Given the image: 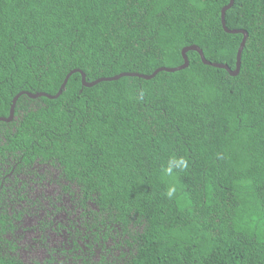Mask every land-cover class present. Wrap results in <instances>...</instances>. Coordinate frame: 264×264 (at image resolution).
<instances>
[{
  "label": "trees",
  "instance_id": "trees-1",
  "mask_svg": "<svg viewBox=\"0 0 264 264\" xmlns=\"http://www.w3.org/2000/svg\"><path fill=\"white\" fill-rule=\"evenodd\" d=\"M228 2L0 0V118L17 94L53 96L74 70L88 83L150 75L180 66L192 45L234 70L242 35L221 26ZM225 24L247 33L236 76L188 51L185 69L149 80L85 87L74 72L55 99H17L0 121V264H25L7 239L3 184L42 181L36 167L78 194L82 227L70 228L66 260L85 251L92 264H264V0H234ZM173 156L189 166L169 177ZM118 237L127 247L112 256Z\"/></svg>",
  "mask_w": 264,
  "mask_h": 264
},
{
  "label": "rangeland",
  "instance_id": "rangeland-1",
  "mask_svg": "<svg viewBox=\"0 0 264 264\" xmlns=\"http://www.w3.org/2000/svg\"><path fill=\"white\" fill-rule=\"evenodd\" d=\"M36 168V173L44 177L42 181H38L34 176L23 175L17 182L3 184V201L6 202L4 205L14 224L13 233L9 234L7 239L15 242L19 258L26 264L95 263L96 258L85 251L76 252L78 256L74 260L65 259L61 248L64 247L66 251L72 249L71 242L67 243L74 233L70 228L82 227L81 208L77 205L78 194L74 190L73 196L63 195L60 190L61 180L60 184L49 183L48 175L56 176L58 171ZM18 214L19 220L12 217ZM85 223H88V220L85 222L83 218V225ZM114 244L117 247L112 246ZM126 247L123 237H118L108 244L107 250L114 256ZM98 252L96 246V256ZM103 252L105 253V250ZM89 257V262L81 261V258ZM112 260L113 258H108V263Z\"/></svg>",
  "mask_w": 264,
  "mask_h": 264
},
{
  "label": "water",
  "instance_id": "water-1",
  "mask_svg": "<svg viewBox=\"0 0 264 264\" xmlns=\"http://www.w3.org/2000/svg\"><path fill=\"white\" fill-rule=\"evenodd\" d=\"M233 2H234V0H229L228 4L221 9L220 20H221V26H222L223 30L226 33H228V34H241L242 35V40L240 42V45H239V48H238V51H237L236 63H235V69L234 70H230V68L227 65H225V64L210 62V61L206 60L204 55H203V52L201 51V49L199 47L195 46V45H192V46H189V47H184L181 50V56H182V59H183V63L180 66L173 67V68L161 67V68L156 69L150 75H141V74H137V73H121V74H118L116 76H112V77H108V78H99V79H97V80H95L93 82L88 83L85 80V75L81 71L74 70V71H72L71 73H69L65 77V79H64V81H63V83H62V85H61V87L59 89V91L57 92V94H55L53 96L45 94V93L30 94V93H26V92H21V93L17 94L12 100L8 118H0V121L10 122L13 119L15 103H16L17 99L21 95H26L30 99H37V98H40V97H46L48 99L57 98L61 94V92H62V90H63V88H64V86H65V84H66V82L68 80V78L74 72H79L80 73V75H81V83L85 87H92V86H94V85H96L98 83L106 82V81H116V80H118V79H120L122 77H138V78H141V79L149 80V79L153 78L158 72H161V71L175 72V71H179V70L185 69L188 66V64H189L186 53L188 51H195L199 55L200 60H201V62L204 65L215 67V68L224 69L231 76H236L238 74V72H239V69H240L241 52H242V49L244 47L245 40L247 38V33L244 30H241V29L230 30V29H228L226 27V24H225V12L232 7Z\"/></svg>",
  "mask_w": 264,
  "mask_h": 264
},
{
  "label": "clouds",
  "instance_id": "clouds-1",
  "mask_svg": "<svg viewBox=\"0 0 264 264\" xmlns=\"http://www.w3.org/2000/svg\"><path fill=\"white\" fill-rule=\"evenodd\" d=\"M189 162L184 157L176 158L173 156L169 161L168 166L164 169V172L167 176L171 177L173 175V168H179L181 170L188 168ZM177 192L176 183H170L166 189V196L169 199H172Z\"/></svg>",
  "mask_w": 264,
  "mask_h": 264
},
{
  "label": "flooded vegetation",
  "instance_id": "flooded-vegetation-1",
  "mask_svg": "<svg viewBox=\"0 0 264 264\" xmlns=\"http://www.w3.org/2000/svg\"><path fill=\"white\" fill-rule=\"evenodd\" d=\"M17 247V246H16ZM15 255L19 258V255L17 253V250L15 251ZM20 259V258H19ZM21 260V259H20ZM22 262H24L23 260H21ZM25 263V262H24ZM26 264V263H25Z\"/></svg>",
  "mask_w": 264,
  "mask_h": 264
}]
</instances>
